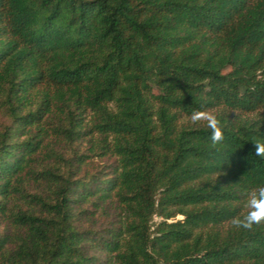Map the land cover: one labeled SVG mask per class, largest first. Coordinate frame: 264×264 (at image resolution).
<instances>
[{"label":"trees","instance_id":"1","mask_svg":"<svg viewBox=\"0 0 264 264\" xmlns=\"http://www.w3.org/2000/svg\"><path fill=\"white\" fill-rule=\"evenodd\" d=\"M257 140L264 0H0V264H264Z\"/></svg>","mask_w":264,"mask_h":264},{"label":"clouds","instance_id":"2","mask_svg":"<svg viewBox=\"0 0 264 264\" xmlns=\"http://www.w3.org/2000/svg\"><path fill=\"white\" fill-rule=\"evenodd\" d=\"M192 125L201 122L210 129V147L215 148L224 140L221 121L211 110L193 111L189 117ZM255 155L264 158V140L253 143ZM244 207L247 212L236 215L228 223L237 230L252 231L254 228L264 226V185H258L250 190Z\"/></svg>","mask_w":264,"mask_h":264},{"label":"rangeland","instance_id":"3","mask_svg":"<svg viewBox=\"0 0 264 264\" xmlns=\"http://www.w3.org/2000/svg\"><path fill=\"white\" fill-rule=\"evenodd\" d=\"M185 119H182V122L184 121ZM184 219V217L182 216V215H178V216H176L174 219H173V221H179V220H183ZM161 221V219L159 218V217H157V216H154L153 217V220H152V224L153 225H156L157 223H159ZM152 229H155V227H153Z\"/></svg>","mask_w":264,"mask_h":264}]
</instances>
